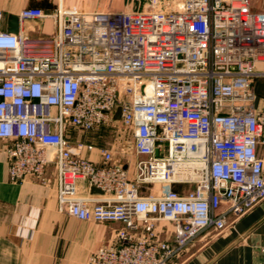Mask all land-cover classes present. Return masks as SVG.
Listing matches in <instances>:
<instances>
[{"label":"built area","instance_id":"obj_1","mask_svg":"<svg viewBox=\"0 0 264 264\" xmlns=\"http://www.w3.org/2000/svg\"><path fill=\"white\" fill-rule=\"evenodd\" d=\"M169 5L24 9L20 22L55 23L52 36L37 40L4 29L0 10L9 179L47 184L52 167L61 212L123 224L89 264H175L202 235L224 232L264 201V111L254 87L264 78V13L250 0ZM114 124L133 134V176L108 148H100L101 165L86 158L95 145L77 138ZM79 180L102 198L79 196ZM153 184L161 193L142 195ZM162 221L173 224L172 239L158 232Z\"/></svg>","mask_w":264,"mask_h":264},{"label":"crops","instance_id":"obj_2","mask_svg":"<svg viewBox=\"0 0 264 264\" xmlns=\"http://www.w3.org/2000/svg\"><path fill=\"white\" fill-rule=\"evenodd\" d=\"M61 1L67 9L129 13L135 12L130 6L137 0H126L130 6L120 11L113 7L114 0H0L3 28H7L6 18L10 15L20 16L28 8L52 13ZM250 2L253 12L264 13V0ZM20 32L29 40L48 38L55 32V23L51 19L23 20ZM261 67L264 69V63ZM260 79L255 86V105L264 111V78ZM106 131L107 128L102 127L77 136L95 145V149L86 151L84 156L101 165L100 148H108L114 160L133 176L138 158L133 150V137L126 148L119 134L113 143L104 140L101 135ZM46 176L47 184L32 178L11 182L6 143L0 139V264H89L92 252L111 242L114 230L123 227L119 222L82 221L61 212L54 168L49 167ZM77 193L84 198H102L91 192L87 180L77 182ZM157 230L163 239H172L173 224L158 222ZM180 259L175 264H264V201L224 232L202 235Z\"/></svg>","mask_w":264,"mask_h":264},{"label":"rangeland","instance_id":"obj_3","mask_svg":"<svg viewBox=\"0 0 264 264\" xmlns=\"http://www.w3.org/2000/svg\"><path fill=\"white\" fill-rule=\"evenodd\" d=\"M137 1H136V4L133 3L132 6H130L126 0H114L113 1V7L120 11V10H123L126 6H130L132 8V10H134L135 12H139V11H142L146 6H148L150 0H137ZM177 3H178V0H176L174 3H171V5H169L167 7L172 8L173 6H176ZM258 80H262V79H257L254 83V87L256 86V83ZM104 128H107V131L103 132L101 135L104 138V140L106 139L107 141H110L111 143H113L114 138H116V135L119 134L121 136V139H122L121 140L122 144L124 143L126 148L129 147L127 144L131 141V139L133 137V134L129 129L124 128L121 124H114L112 127H104ZM193 187H194V185H192V184L187 185L184 187V190L182 192H185L189 189H192ZM161 188H162V185L153 184V185H149L148 187H142L141 192H142V195H146L148 193H153L155 195H159L161 193L160 192ZM174 188H177V187L174 186ZM144 191H145V193H144ZM211 233L212 234H218L217 232H213V231H211ZM181 259H182V257H181Z\"/></svg>","mask_w":264,"mask_h":264},{"label":"water","instance_id":"obj_4","mask_svg":"<svg viewBox=\"0 0 264 264\" xmlns=\"http://www.w3.org/2000/svg\"><path fill=\"white\" fill-rule=\"evenodd\" d=\"M7 20V31L10 33H19L21 28V22L19 16L10 15L6 18ZM121 116V108L119 107L114 114V120L119 121ZM93 194L103 195V191L97 189L96 187L91 188Z\"/></svg>","mask_w":264,"mask_h":264}]
</instances>
